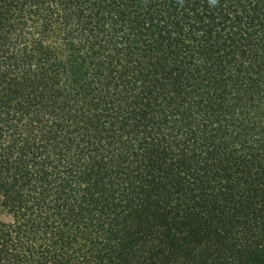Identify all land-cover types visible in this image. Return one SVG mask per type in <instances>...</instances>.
<instances>
[{"label": "trees", "instance_id": "1", "mask_svg": "<svg viewBox=\"0 0 264 264\" xmlns=\"http://www.w3.org/2000/svg\"><path fill=\"white\" fill-rule=\"evenodd\" d=\"M0 264H264V0H0Z\"/></svg>", "mask_w": 264, "mask_h": 264}, {"label": "rangeland", "instance_id": "2", "mask_svg": "<svg viewBox=\"0 0 264 264\" xmlns=\"http://www.w3.org/2000/svg\"><path fill=\"white\" fill-rule=\"evenodd\" d=\"M0 228L1 229H11L12 228V218L7 212L0 208Z\"/></svg>", "mask_w": 264, "mask_h": 264}]
</instances>
